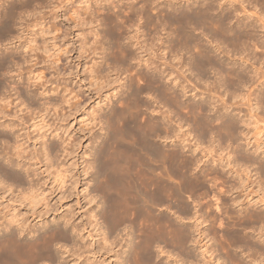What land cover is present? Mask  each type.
Masks as SVG:
<instances>
[{
  "label": "bare ground",
  "instance_id": "bare-ground-1",
  "mask_svg": "<svg viewBox=\"0 0 264 264\" xmlns=\"http://www.w3.org/2000/svg\"><path fill=\"white\" fill-rule=\"evenodd\" d=\"M105 1H107V0H105ZM147 1L149 3V0H147ZM150 1L154 2L155 0H150ZM191 1H193V0H191ZM204 1H207V0H204ZM246 1L247 0H208L207 2H205L203 4L201 3L202 5H198V6H196L197 4L195 3L196 7L195 6L183 7V6H181L180 2H178V0H166L165 2H166V5L171 7L172 11L175 10V12H179L180 15L185 17L182 19V16H180V17L178 16V18H177L176 17L177 15L174 13V16L176 15L175 17L178 20L180 18L181 24H182V25H179L178 24L179 21L174 18V20L176 21L175 24L176 25L178 24L177 27L182 26L181 27L182 28V34L180 33L181 31L180 32L178 31L183 36L182 41H181L180 35L177 33V36L179 35L178 37L180 38L179 40L181 41L180 42L178 40L180 42V43L178 42L179 43L178 45H180V44H182V42H184L183 38L186 37L187 34L188 35L190 34V33H188L189 30H187L188 28H190L188 25L189 24L192 25L193 23L196 24V26H198L200 24L199 26L202 27L203 31L206 28V30H207L205 32L206 34H207L208 30L210 29L209 26L214 24V23H217V22L219 24L218 25L214 24V25H216L218 27L220 25V27L224 31H227L226 30L227 28H225V26L228 25V23L233 18L232 16H234L233 20L236 21V19L238 18L237 20L239 21V23H238V21H237V23L240 24L243 28L246 27V29H247V27H250L253 31L254 30L253 27L255 28L256 25L260 22L262 24L263 29H264V19H263L264 17L262 16L264 13H262V14L258 13L260 11L253 12L254 10L252 9L253 7L250 6L251 5L250 2L249 1L246 2ZM250 1H252V0H250ZM260 1L261 0H259V3H261ZM197 2H199V1L197 0ZM248 2H249V4L245 5V3H248ZM192 3H194V2H192ZM235 3H238V5ZM149 4L147 5L148 7H149ZM178 4H180V6H178ZM262 4H261V6L259 4V6L262 7L263 6ZM89 6H90V4H89ZM145 6L143 7L144 9H145ZM101 7H102V5H101ZM247 7L248 8L252 7V8H250L251 12L248 10ZM88 8H86V9L89 10ZM143 8H141V9L143 11L146 10L145 12H148V13H146L148 15L150 12H152L151 10L147 11L148 10L147 7L145 10ZM257 8H258V6H257ZM8 9L9 8H7L6 10H8ZM13 10L15 11V9H13ZM13 10L9 9V13L7 11H4V12H7L8 15H5L6 14L5 13L2 16H10V18H12L11 20L15 21L16 20L15 18L16 17L18 18L19 16L15 17V15H13L14 16V19H13V16H11L13 13ZM159 10L160 11L162 10V13H161L162 15H163V13H165L166 15L168 14L167 12H163L164 11L163 8L159 9ZM260 10L264 11V9H261V8H260ZM10 12H12V13H10ZM89 13H91V11ZM250 14H251V17L253 14L254 15L255 14L256 15L261 14V17L259 16L257 18V16H258L257 15L255 18L257 20L254 21L255 19L251 20V17L249 16ZM91 15L94 16L93 13ZM144 15H142V16H144ZM148 15H146L147 16L146 18L149 20V23L150 24L156 23V25H157V22H153V21L156 20L157 18H158L157 19V21H158V20H160V18H161V20H164V17H166V18L169 17V16L167 17L166 15L165 16L163 15L164 17H161L160 15H158L157 17L154 16L156 19L154 17H152V18H150L152 20L150 22V19L148 17L151 16V13H150V16H148ZM198 15L200 16L199 17L200 20L198 19L199 21L192 20L193 16L198 17ZM59 16H60V12H58L56 14V18H58ZM235 17H236V19H235ZM143 18H145V17H143ZM153 18H154V20H153ZM249 18H250V20H249ZM1 19L2 18L0 17V20ZM8 19H9V17H8ZM8 19H5V21H7ZM108 19H109V21L110 20L113 21L112 17H111V19H110V17ZM137 19H138V17H137ZM147 19H146V21H147ZM11 20L9 19V21L6 22V24H2L1 23L2 20L0 21V24L4 25V26H0V38H1L0 41L3 40L2 38H4L5 42H7L6 36H8V37L10 36L9 38L12 39L11 38V36L13 37L12 32H14L15 29L13 27H10L11 26L10 24L13 23L12 26H14L15 22L10 23ZM140 20H142V19H140ZM160 21H158V24ZM165 21L160 22V24L162 23L161 26L164 25L163 23H165ZM3 22H4V20H3ZM166 22H169V20H167ZM144 23H146V22H144ZM111 24H110V26H111ZM154 24H152V25H154ZM167 24H169V23H167ZM230 24H231V22H230ZM236 24H234V25H236ZM165 25H166V23H165ZM216 26H213V27H216ZM229 26H227L228 29H229ZM43 27L44 26H42L41 28H43ZM177 27H176V29H178ZM195 27H193V29H195ZM200 27H199V29H200ZM12 28L14 29V31ZM44 28H46V27H44ZM191 28H190V30H191ZM221 28L219 30L216 28H214V29H216L220 33ZM230 28H231V30H234V29H232L231 26H230ZM233 28H234V26H233ZM236 28H237V26H236ZM238 28H239V26H238ZM250 28H248V29H250ZM258 28H257V30L259 31ZM48 29H49V27H48ZM214 29L211 28L210 29L211 32L209 30L208 35L210 33H212V35L215 37V35H217V34L215 33L216 30H214ZM239 29L241 30V27ZM239 29L234 30L235 33L236 32H237V34L240 33ZM97 30L96 31L94 30L96 33L93 32L94 36H96L98 33H100V32L97 33ZM178 30H180V28ZM212 30H214V32H212ZM257 30H256V32H257ZM24 31H25V28L23 29V31L20 34H18V38H19L18 40H20V42H21L20 47H22V50L24 48H28V49H24V51L27 50V51H25L26 53H22V51L20 50L21 48L19 50L17 49L18 50V51L16 50L17 52H15V49H13L14 50L13 53H10V52H12V50L9 51V53L11 54L9 56L10 59H9V57H7L8 51L6 53L4 52V54L6 56H4L3 53L2 54L0 53L1 54L0 55V59H1V61H0V227L3 226L4 227L3 229H5L3 233H0V264H77L78 261L76 262L77 259L74 257L76 254H79V257L76 256L77 258H81L82 256H84V260L86 261L85 264H106L105 263L106 260H104V259L98 260V257L96 258L97 254H102L101 252H103L101 257L103 255L112 254L114 252L113 255L117 256V258L114 257L116 259V263H114L115 260H113L114 262L111 261L114 264H264V150H263L264 149V131H257L258 129H256V131H254L252 133L253 135L250 133V131L249 132L247 131V133H243L246 140H248L250 138V136L252 139L255 138V140H256L254 143L255 146H253L254 149L251 148V149H253V152H250L249 151L250 149L247 150V148L245 149L247 151L243 150L244 148H242L243 147V146H241L242 144H239L237 142V140H238V134L237 133H239L240 131H239V129H236L237 125L239 124L238 122H237L238 123L237 124L236 121L240 120V118H237L235 115V117L237 118V120H235L236 118L234 116L228 114V115H226V119H224V116L222 114L221 116H219L221 119H219V117H218L219 120H222L220 122V125H218L217 123L215 125H212V124H214L213 120L212 119H211L212 121L210 120L212 122V124L210 123V121H208V119L210 118L208 116L209 112L212 110V109H210L211 105H214L211 103L210 105L207 106V107L210 106V108H208L209 112L206 111V109L204 107V111L208 112V114L205 113L208 117H206L204 115L206 117L205 118L206 120L204 123V125L206 126V127L204 126L206 128V130L204 129L205 130L204 132L209 134V133L215 131V128H217L219 130L222 129L224 131L228 129L230 131V133H228V135L230 134V136H231V142H228L229 140H227V138L225 137V135L228 137L227 133H223L224 131L223 132L221 131V133H223V135H222L223 139L222 140H224V138H226V141L228 142V144L218 142L219 144L216 143L217 145H213V144H215V143L211 144V142L213 140L210 141L209 143H207L209 141V138L212 139V137L209 136L208 139L206 138V140H208L207 142L203 140V144H202V140L200 138V140H201L200 143L203 145V147L200 148V143L197 142L199 140L198 137H200V135L199 136L197 135L198 137L197 136L196 137L198 138V140L195 141V142H197L196 147L199 146V151L202 152L201 154H203L204 152L206 153L205 156H204V154H203V156L202 155L198 156V154H196L198 152V151H196L198 148L192 149V145L189 144V142H191V141H189L187 144L185 142L186 137L189 135L190 136L192 135L191 134L192 131L190 132L188 130L189 128L188 129L186 128L188 132H185V129L181 130L180 128H183V127H181L182 123H181V126L178 125V124H180V122H178V124L176 123L177 125H175V122H176L175 120H177L176 119L177 115L175 114L177 111L175 112V109L179 110V108H177L179 106H177L175 109L172 107L173 110H171L170 105H172V104H170V103L172 101L177 102L176 104L179 103L180 109L183 110L182 105H183L184 101L182 100L183 98L181 99V97L177 94L176 89L180 90V92L182 89V90H184V91H182V93L185 92V88L187 86L184 83H186V81H187V79H186L187 78L186 76L188 75L187 70L189 69V72H190L192 70H195L196 68L192 69L191 66H188L191 68V70L188 67H187V70H185V67L188 64V61L185 59H188L189 57L188 58L186 57L184 59L182 57L183 54L180 55L174 50H179L178 52H182V49L185 50V49H187V47H188V49L192 48V47H194L193 45L191 47L189 45L190 43L186 42L187 44H186L185 48H183V46L185 45L184 44L183 46L181 45L182 48H180V47L178 48L176 46L177 49H175V45H176L175 40H177V39H175V40L172 39V40H174L173 42H175L173 45L174 47L172 48L170 46L173 44L172 40L170 42L172 44L169 43L170 45L169 44H167V45L170 46L169 48L173 49V50L172 49H170V50L177 53V55H180L181 58L176 56V54L172 52L175 55V56H173L171 51H170L171 56L168 54L170 57L169 56L168 57H162L161 56L160 61L152 62L154 64L151 67L154 66V68H153L154 70H152L153 72H152L151 77H150L151 81L149 79V82L152 83V90L153 91L151 90V88H148L147 90L152 91V94L155 95L154 99H153L155 102L154 103L155 108H153L154 110L152 109V111H155L156 114L154 116L151 131H150V133H148V137L145 136L146 137L145 138L144 136H142L143 139L145 138L143 140L142 137L139 136V132H138V122L139 121H137V113L134 112V110L133 111L127 110L126 112L125 111L121 112V111H117L115 109H110L109 112H107V111H105L107 113L104 112L105 113L104 114V120L106 119L105 121L102 120L101 115H98L99 118L94 117L97 119H95L93 122L98 121L100 123L101 121H104V124L107 127L109 124L110 127L106 129L107 131H105V133L103 132L104 133L103 139L101 138V143L97 144L99 146L97 148H95V147L93 148L94 144H91V146L90 145L88 146V143H85L86 139H87V142H89V140H90L89 144L91 143L92 139L95 141V137L93 136L94 132H93L92 128L89 129L88 131L86 130L89 133L88 136H87L86 131H84L85 129L83 130L82 128H80V130L82 129L83 131H79V132L77 131V132H75L77 134H75L71 128L72 127V122H71L72 120L71 119L74 118L76 120V116L79 113L80 107L82 105V102H80L79 100H76V98L78 97L77 95H79L82 91H79L80 93L79 94L77 93V95L71 96L70 94H72L74 92L73 90L70 91L71 93H67V92L65 93V91H68L67 88H65V90H59L60 84L58 82H57V84H55L57 81V77L55 76V74L56 73L60 74V71L56 69V65H55L57 61H48V62L45 61L44 62L43 60H40L38 53L35 52V51H37V49H39V46L37 44L33 43L36 41V37L30 38L31 36H29V35L32 33L26 32L27 30L25 32ZM44 31L45 30L43 29L42 32H44ZM114 31H116V29H114ZM117 31H118V29H117ZM193 31H196V30H193ZM241 31H243V30H241ZM110 32H113V29H112V31L110 30ZM232 32L233 31H230L229 33L231 34ZM247 32L249 33V30H247ZM247 32L244 35H246ZM191 33H193L192 36L195 35L194 32L191 31ZM226 33H225V35H226ZM229 33H227V35H226L227 39H229V37L231 36ZM235 33H234V36L232 33L233 38L236 36ZM242 33H240L241 36H242ZM260 33L258 32V35ZM13 34H16V33H13ZM49 34H50V32H49ZM223 34H224V32H223ZM228 34H229V36H228ZM253 34H255V30L250 35H252V37H253ZM203 35H204V33H203ZM220 35H218L219 37L217 36L215 38H217V39L221 38L222 39V36L220 37ZM244 35H243V38L245 37ZM250 35L248 34V38H247L249 41L253 40L255 35H257V34L254 35L253 39L251 37H249ZM98 36L101 37L100 35H98ZM177 36H175V38ZM207 36H205V37H207ZM210 36H211V34H210ZM210 36H208V37H210ZM213 36H211V39H210L211 43H212V37ZM14 37L16 38L17 35H14ZM246 37H247V35H246ZM258 37H260V36H258ZM258 37H255V38L257 39ZM261 37H262V35H261ZM9 38H8V41L10 40ZM173 38H174V35H173ZM186 38H188V40L190 39V37H186ZM194 38H196V37H194ZM224 38H225V40H227L226 37H224ZM231 38L229 39L230 42H234V44H235V41H231L233 39V38L232 39ZM235 38L237 40V37H235ZM235 38H234V40H235ZM238 38L240 39L239 35H238ZM262 38H264V35ZM116 39L120 40L118 38H116ZM164 40H166V39H164ZM184 40H185V38H184ZM260 40H261V38H260ZM14 41H16V40H14ZM203 41H202V43H201V41L200 42L197 41V42L204 46V47H202L201 45H199V47L201 46V48L205 49L206 46L204 45ZM219 41L222 42L223 40L222 41L217 40V43ZM259 41H256V42H259ZM2 42H4V40ZM214 42H216V41H214ZM230 42L228 41L229 44H230ZM242 42H243V40H242ZM28 43H30V45ZM122 43H124V42H122ZM217 43L215 45H217ZM219 43H218V45H219ZM222 43L220 45H222ZM228 43L226 42L225 44L227 45ZM239 43L237 44V46L239 45ZM253 43H254V41H253ZM116 44L118 46H120L119 42H117ZM229 44H228V46H229ZM234 44L232 46H234ZM247 44H249V43L247 42L246 45ZM259 44H260V42H259ZM1 45H4V44H1ZM167 45H165V47ZM187 45H189L190 47ZM220 45H219V47H220ZM244 45H245V43H243V46ZM168 46H167V50H168ZM223 46H225V45L223 44ZM228 46H226V47H228ZM254 46H256V45H254ZM16 47H18V46H16ZM121 47H123V46H121ZM199 47H197V48H199ZM43 48H44L45 52L49 51L47 46H43ZM159 48H164V47H159ZM222 48L224 49V47H222ZM251 48H254V47H251ZM123 49H125V48L123 47ZM188 49H187V51H188ZM223 49H221L220 53L223 52ZM244 49H245V47H244ZM125 50L128 51V49H125ZM125 50L123 51L120 49V51L122 53L123 52L127 53V51H125ZM161 50H163V49H161ZM192 50H193V48H192ZM199 50H197V51L202 52V49H201V51H199ZM241 50L243 52L242 48H241ZM120 51L118 50V53H120V55H121L122 53ZM165 51L166 50H164V52ZM1 52H2V50H1ZM129 52H132V50ZM225 52H227V51H224L223 53H225ZM253 52H254V50H253ZM126 53H125V55H126ZM210 53H212V52H210ZM128 54L130 55L129 57L131 59L133 57L132 56L133 54L132 55H131V53H128ZM163 54H165V53H163ZM184 54H185V52H184ZM187 54H188V52L186 53V55ZM196 54H197V52H196ZM225 54H227V53H225ZM253 54H256V53H253ZM123 55H124V53H123ZM125 55L122 57L126 58L127 55L126 56ZM200 55H202V54H200ZM205 55H204V58H205ZM231 55L234 56L233 54H231ZM104 56L107 57L106 54L103 55V57ZM196 56H195V58H196ZM206 56H208V55H206ZM217 56L219 59L220 54L218 55V53H217ZM228 56L230 57V55H228ZM243 56H244V54H243ZM5 57H6V59L7 58L9 59V60L7 59L8 60L7 62L4 61ZM211 57H213V55L212 56L210 55V57H208V58L211 60L212 59ZM244 57H246V56H244ZM251 57H253V55ZM251 57H250V59H251ZM256 57H257V54H256ZM259 57H261V56H259ZM107 58H109V56ZM191 58H193V60H194V56H192ZM67 59L71 62H73V60H74V58L72 56L67 57ZM79 59H80V56H79ZM197 59H199V57H197ZM201 59L203 60L204 63H202V64H204V65H201V64L199 65V63H197L199 65L198 66L199 68H197V69H200L199 70L200 72L197 70L196 71L198 72V75H199V73H201V74H203L201 76H205V74L207 75V73H209L210 71L208 72L206 70L207 65H206L203 57ZM207 59H205V60H207ZM215 59H217V58H215ZM223 59H224V57H222V59H220V60L223 61ZM193 60H191V61H193ZM208 60H207V62H208ZM226 60L227 59H225V61ZM246 60H247V57H246ZM196 61L198 62V60H196ZM225 61L223 62L224 64L227 63ZM232 61L233 60H231L230 63ZM11 62H12V64L10 65ZM248 62H250V61H248ZM259 62H261V61H259ZM259 62L257 61L256 63H259ZM94 63H93L94 65H97V62H94ZM210 63H211V61H210ZM223 63H221L222 66H224ZM190 64H193V63L190 62ZM197 64L195 66H197ZM227 64H229V63H227ZM233 64H235V63H233ZM74 65H75V67L78 68L80 66V62L79 61L74 62ZM246 65H249V64H246ZM210 66H211V64H210ZM234 66L235 65H233L232 67H234ZM251 66H249V69ZM42 67L55 69L56 71H54V73L51 72L50 73L51 75L48 78L47 75H45V73H44L45 71L43 72V70H40V68L43 69ZM98 67L99 66H97V67L95 66L96 69L92 70V73L95 72V74H96L95 77L97 78L95 81V84H96L95 88L92 91H93V94L95 91V94L99 99V101L95 102L97 105L94 104V105H96V107L98 106L97 108H94V111H93L94 114L98 113L99 111H102L101 109L103 107H99V106L101 105L100 103L103 100V94H105V93H103V92H105L104 89L106 88V86L108 84V82H107V84H105L106 80H104V79L106 77L104 75V71L103 72L101 71L102 67L101 66H100L101 68L99 67L100 70L98 69ZM148 67H150V66H148ZM224 67L222 68L223 72H225V70H226V68H224ZM232 67L230 65L231 70L234 71V69H232ZM260 67H258L257 69L259 70ZM235 68H236V66H235ZM5 69L6 70L8 69L7 72H4ZM242 70H243V66L241 68V71ZM196 71L194 72V74L196 73ZM245 71H243V72H245ZM247 71H246V73H247ZM257 71L256 72L253 71L254 74L252 73L254 76L256 75V77L258 75V74H255V73H257ZM229 72H231V71H229ZM242 73L240 72V74H236V75L237 76L240 75L239 76V78H240ZM190 74H189V76H191ZM243 74H242V77L243 76L245 77L246 74H244V75ZM236 75L234 76V79L238 81L239 79ZM195 76H196V74H195ZM222 76L225 77L226 74H224ZM222 76H221V79H222ZM247 76L250 77V80H254V79L256 80V78H254V77H253L254 79L253 78L251 79V77H252L251 73H250V75H247ZM247 76L245 77L246 79L245 78H240V79L248 80L249 77L247 79ZM261 76H263V75H260L259 77H261ZM16 77L18 79H16ZM189 78L191 79L192 77H188V80H189ZM207 78H206V81L209 80ZM216 78H217V76H216ZM225 78H224V82L227 79V78L226 79ZM217 79H219V78H217ZM221 79H219V81ZM229 79H230V76L228 77V80ZM116 80H118V79H116ZM219 81H217V82H219ZM73 82H77V81H73ZM118 82H120V81H118ZM174 82H175V85H174ZM190 82H191L190 80L187 81L188 84ZM220 82L223 83L222 81H220ZM242 82L244 83V81H242ZM247 82L252 83V81H247ZM253 82H256V81H253ZM202 83H200V84H202ZM245 83H246V81H245ZM248 83L246 84L247 86H248ZM195 84H197V83L191 84V86L195 85ZM239 84H242V83H239ZM239 84L237 85V83H236L235 85H233L234 88L236 85L240 86ZM224 85L227 88L228 82ZM224 85H223V87H224ZM230 85H229V87H231ZM243 85H245V84H243ZM67 86H68V84L65 85V87H67ZM176 86H178V87L175 88ZM220 86H222V85H220ZM82 87H84V86L82 85L81 88ZM180 87H181V89H179ZM192 87H194V86H192ZM196 88H198V85ZM211 88H212V86H211ZM245 88H247V87H245ZM193 89L191 88L190 91H192ZM204 89H206V88H204ZM225 89H223V90H225ZM249 89L247 91H249ZM261 89H262V91L264 90L263 88H261ZM200 90H201V88H200ZM232 90H233V88H232ZM245 90H244V92H245ZM133 91L134 90H132V92ZM136 91H137V89H136ZM150 91H148V92H150ZM252 91H254L253 88H252ZM132 92L129 94L130 96H131ZM134 93L136 95V92H134ZM232 93H231V95H232ZM152 94H151V96H152ZM234 94L235 93H233V96H235ZM250 94H252V92ZM135 95H134V97L133 96L132 97L136 98L137 95L136 96ZM236 95L240 96V94H236ZM253 95H250L248 97L253 96L255 104H250L252 102V98H249L250 102L245 101L247 104L248 103L250 104L248 110L250 109L251 114L244 119L241 116L242 117L241 121H242V123L243 122L246 123L247 126L248 125L251 126V124H253V125H255L254 127L257 128L256 124H260L262 122V120H260V119L263 117L259 113L258 114L260 116L257 113L255 114V112L258 111L259 106H261V105H259L257 108L255 107L261 101L260 100L261 94L256 95L255 93H253ZM140 96L138 94V98H136L135 100L138 101V99H139V101H140V98H139ZM107 97H108V94L106 95V98ZM87 98H88V100L89 99L91 100L94 98V95L88 94ZM214 98H215V95H214ZM214 98H213V100H214ZM222 98H221V100H222ZM242 98H244V97H242ZM246 98H247V96H245V99ZM262 98H264V97H262ZM141 99H142V97H141ZM245 99H242V100L244 101ZM200 100H202V99H200ZM247 100H248V98H247ZM150 101L152 102V100H150ZM224 101H223V103L226 104V102L228 100L225 102ZM140 102H143V100ZM202 102H204V101H202ZM231 102H233V101H231ZM223 103H221L220 105H222ZM241 103H243V102H241ZM64 104L68 105V108H65V107H67V105L64 106V108H65L64 110L67 109L65 112L62 110V107ZM138 104H140V103L138 102ZM141 104H140V107L144 105V104L143 105H141ZM227 104H229V103H227ZM227 104L225 106H227ZM132 105H134V104H132ZM205 105H207V104L205 103ZM263 105H264V102H263ZM149 107H150V105H149ZM199 107H201V106L199 105ZM216 107H218V106H216ZM230 107H233V106H230ZM134 108H135V105H134ZM255 108H256V110H255ZM261 108H262V106H261ZM198 109H199V111L203 110V108L201 110H200V108H198ZM214 109L215 108L213 107V111H214ZM216 109H218V108H216ZM60 110L62 111V113L60 112ZM85 110H87V109H85ZM248 110H247V112H248ZM90 111H88V113L91 114ZM173 111H174V113H173ZM233 111H235V110H233ZM200 113H202L201 115H203V111ZM260 113H262V111ZM87 114H85V115H87ZM184 114L187 115L186 112H184ZM231 114H232V112H231ZM186 115H184V117ZM233 115H234V113H233ZM263 115H264V113H263ZM204 116H202V117H204ZM210 116H211V114H210ZM246 116H247V114H246ZM198 117H197V119L194 118V119H196L195 123L197 122L196 125L199 123V121L202 118L201 117L200 120L197 121ZM238 117H239V115H238ZM90 118H92V117H90ZM181 119L183 121L186 118L183 119V117H182ZM61 121H66L67 123L64 122V124H63ZM178 121H180V119H178ZM186 121L188 122V119H186ZM192 121H194V120H192ZM105 122H107L108 124H106ZM186 123H184V124H186ZM193 123H189V124H193ZM96 124H98V123H96ZM117 124H118V126H117ZM141 125L143 126V124H140L139 126H141ZM186 125H188V124H186ZM97 126H100V125H97ZM202 126H203V124H202ZM95 127H96V125H95ZM197 128H199L198 125H197ZM197 128H196V130H197ZM144 129H145V131L147 130L146 128H144ZM144 129H143V131H144ZM194 129H195V127H194ZM201 129H203V128H201ZM180 130L184 131V133L181 132ZM236 130H238V131H236ZM101 131H104V130L102 129ZM145 131H144V133H145ZM180 132L182 133L181 134L182 136L179 135ZM217 132L218 131H216V133H213V134H217ZM145 134H147V131ZM218 134H220V132ZM204 135H205V133H204ZM213 136H215V138L213 137L215 140L216 135H213ZM203 137H205V136H203ZM96 138L100 140V138H98V136ZM187 138H191V137H187ZM197 138H191V140L197 139ZM126 139H128L127 142H129V141H131V142H129L128 144H125ZM175 141H177V143L180 141H183L180 143H182V145H184L183 146L184 150H185V148H187L186 150H188L189 153L191 152V154H189L188 156L182 157L184 152L181 153L182 152L181 151L180 153L182 155H180L181 156L180 157L178 154L179 152L177 150H175V148H171V143H173ZM164 142H166V143H164ZM195 142H194V144H195ZM84 143L87 145H84ZM92 143H94V142H92ZM177 143L176 142L173 143L174 146ZM205 143H207V144H205ZM235 143H236V146H234ZM178 145H179V143H178ZM84 147H85V150L83 152L82 149H84ZM89 148H92V150L90 151ZM88 150L90 151V153H88ZM180 150H183V149H180ZM81 151H82V153H81ZM210 154L212 156V157L210 156L211 159H209V160L205 159L204 160V158ZM85 155H88V156L92 155L93 159H91V160H93V162L86 161ZM90 158H92V157H90ZM95 163H96V165H94ZM218 166H221V167L218 168ZM193 167L195 169H199V172L201 171V175L199 173L196 174V172L198 170L196 172L194 171L195 173H193L192 172ZM78 168L81 169L80 172H78ZM198 175H200V176H198ZM82 176H83V179L86 178V176L89 177L88 180L85 179V180H87V183H84L85 185L89 183L90 178H92L90 180L95 181V183L97 182V185L94 186L92 189L87 190L90 187V185L83 188V189L87 190L86 192L83 191V193L85 192L84 197L87 200V204L88 203L90 204L91 202L93 203L94 201H96V198H99L101 196L100 197L101 198L100 199L101 206H100V204L96 205L100 208L98 210L99 212H96L93 208V210H91L89 212L90 213L89 217L92 218V221L89 217H88V219L91 222H89V220H87L88 224L90 223L91 226L93 225L95 230H96V227L97 228L100 226L104 227V225H106V231H104V230L101 231V234H103L102 239H103L104 243L101 247H99V250H96V251L94 248L87 247L85 243L83 245V242L82 243L80 242L81 240H84L83 239L84 235L82 233L83 232L82 230L85 231V229H84L85 226L82 225L84 228L81 229L80 226H78V224L76 225V223H75L76 221L75 222L73 221V217L75 218V216H74L75 212H73L72 209L70 210V213H65L63 215H60L57 218L53 217L54 219L51 222L56 223L58 225L57 227L52 228L53 230H51L50 232L46 233L43 236H40V234H39V236H38V234H36L37 236H35V232H37V229H35V228L37 227V225H39L40 223H46L47 224L48 220H49V219H47V216H49L50 213L55 211L57 204H60L61 200H63V197H61V195L64 196L65 193L68 192L67 193L68 197H71V195L74 194L75 192L78 193L76 191L77 187L79 186V184L81 182L85 181V180H83V181L80 180ZM66 177H67V181L65 179ZM62 182L64 185H61ZM192 183H193V185L195 184L194 186L197 189H204L205 190L204 191L205 195H204L203 199L199 200L200 199L199 197H198L199 199H197L196 195L194 194L195 192L192 193V189H194L193 187H190V186H192ZM189 187L192 189H188ZM15 190L18 191V193H16V195L18 194L17 200L20 201L22 204H24L25 208H27L25 212L17 209V207L19 205H17V207H15L14 205H13L14 206L13 207L11 205V201L13 202V200L16 199V198H14L16 195H12L13 192H15ZM187 190H189V192H190L189 194L192 193L191 194L192 196L194 194L196 199H197V200L193 199L192 204L194 202L196 203V205H194L193 207H191L189 204L184 202L183 198H184ZM80 192H82V190ZM7 193H9V194L5 195ZM58 195H60V196H58ZM77 196H79V194ZM59 197H61L62 199L60 198L61 200H59L58 199ZM195 197H193V198H195ZM208 197H210V199ZM85 198H83V199H85ZM212 198H214L215 203L210 201ZM3 199H5L6 202L7 201L8 202L5 203V201ZM57 199L59 200V203H58ZM64 199H66L65 196H64ZM18 201H16V202H18ZM14 202H15V200H14ZM14 202H13V204H14ZM157 203L161 204L160 206L163 205L164 209H167V210L169 209V211L170 210L173 211L172 206L180 205L182 207V210H180L181 209L180 208L178 210L179 211L178 213H179V215H181L180 214V212H181L182 215L178 216L176 214L177 212L176 213L174 212L177 215V217L175 215H173V216H175V218L174 217L172 218V216L171 217L169 216L170 214L166 215L165 211H164L165 213L163 211H161L160 213L153 215L154 210H152V209H153V206L158 205ZM211 203H213V204H211ZM22 204H21V206H22ZM95 209H98V208L96 207ZM157 209H156V211H157ZM53 214H55V213H53ZM98 215H101V217L104 218V221L106 224L102 225V222H101L100 223L101 225L100 224L98 225V222H100L98 220L99 218H97V217H100ZM36 219H38L37 223L34 222ZM127 221H129V223H126ZM80 225H81V223H80ZM102 229H105V227ZM118 230L120 232H117ZM89 231L90 232L87 231L88 234L91 233V230H89ZM122 231L125 233H123ZM92 233H93V231H92ZM29 235H31L32 238H29L28 237ZM89 237H91V236H89ZM169 246H171V247L177 246L179 249H177V247L175 249H177V251L180 250L178 252L182 253L183 256L182 257H179V255L176 256L175 254H178V253H174L173 251L175 249L173 248L174 250H171V248H169ZM116 247H118V248L116 249ZM154 247L157 249L158 254H155V251L153 249ZM175 252H176V250H175ZM92 257H93V259H92ZM111 259H112V257H111ZM109 260L107 261V263L109 262Z\"/></svg>",
  "mask_w": 264,
  "mask_h": 264
},
{
  "label": "rangeland",
  "instance_id": "rangeland-1",
  "mask_svg": "<svg viewBox=\"0 0 264 264\" xmlns=\"http://www.w3.org/2000/svg\"><path fill=\"white\" fill-rule=\"evenodd\" d=\"M88 1V2H87ZM166 0H155L154 2L153 1H150L149 0V3L151 4H149L148 3V1L147 0H107V1H105V0H0V17L2 18L0 21H1V23L2 24H6V22H8L9 21V19L11 20L12 18H10V16H2V15H4L5 13V15H8L7 14V12L9 13V9L10 10H13V9H15V11L13 10V13L12 12H10V13H12V15L11 16H13V15H15V17L16 16H19L18 18L16 17L15 19V21L14 20H11V22L10 23H12V22H15V24H14V26H12L13 25V23L12 24H10L11 26L10 27H13L14 29H15V31H14V29H13V31L14 32H12V35H13V37L11 36V38L13 39H10L8 36H6V39H7V42H5V39L4 38H2L3 40H4V42H2V41H0V43L1 44H4V45H1L0 44V49L2 50V52H1V50H0V53L2 54H4V52L6 53L7 51V57H9L11 54L10 53H13L14 52V50L13 49H15V52H17L20 48V50L22 51V53H26L25 51H27V50H25L24 51V49H28V48H24L23 50H22V47H20V44H21V42H20V40H18L19 38H18V34H20L22 31H23V29L25 28V31L26 32H30V33H32V34H30L29 36H31L30 38H35L36 37V41L35 42H33L34 44H37L38 46H39V49H37V51H35V52H37L38 53V56H39V58H40V60H43L44 62L45 61H57L56 62V69L57 70H59L60 71V74H58V73H56L55 74V76L57 77V81H56V83L55 84H57V82L60 84V86H59V90H65V88H67L68 89V91H65V93L67 92V93H71L70 91L71 90H73L74 92L72 93V94H70L71 96H74V95H77V93L79 94L80 92L79 91H82L79 95H77L78 97L76 98V100H79L80 102H82V105L84 106H82L81 105V107H80V111H79V113L77 114V116H76V120L74 119H71L72 121V130L74 131V133L75 132H79V131H83L84 129V131H88L89 129H93V132H94V134H93V136L95 137V141L92 139L91 140V143L89 144V142H90V140H89V142H87V139H86V141H85V143H88V146L90 145L91 146V144H94L93 145V148L95 147V148H97L99 145H97V144H100L101 143V138L103 139V136H104V133H105V131H107L106 129L107 128H109L110 126H109V124L107 123V122H105L106 124H108V127L104 124V121L106 120H104V114L105 113H107V112H109V110L110 109H115V110H117V111H121V112H123V111H127V110H130V111H133L134 110V112H136L137 113V121H139L138 122V132H139V136L140 137H142V136H146V137H148V133H150V131H151V128H152V124H153V120H154V116H155V114H156V112L155 111H152V109L153 108H155V102H154V96L155 95H153L152 94V83L151 82H149V79H150V81H151V74H152V70H154L153 68H154V66L153 67H151L154 63H152V62H155V61H160V58H161V56L162 57H168L172 52L173 53H175L174 51H176L178 54H183V58L185 59L186 57L188 58V59H185V60H187L188 61V64H187V66L185 67V70H187V67L188 66H191L192 67V69H195V70H192V71H190L189 72V69L187 70L188 72H187V81H191L190 83L191 84H194V83H197V84H195V85H192V86H194V87H192L191 86V84L189 85L188 83H187V81H186V83H184V84H186V88H185V92H183L182 93V91H184V90H182L181 89V87L179 88V89H181V92H180V90H178V89H176L177 90V94L181 97V99L184 101V103H183V105H182V108H183V110L182 109H180V104L178 103V104H176L177 102H171L170 104H172V105H170V109L171 110H173V108L175 109L177 106H179V107H177V108H179V110L178 109H175V114L177 115V117H176V119L177 120H175L176 122H175V125H177L178 124V122H180V124H178V125H180L181 126V123H182V126L181 127H183V128H180L181 130H183V129H185V132H188L187 131V129L191 132V136L189 135V136H187V137H191V138H197L199 135H200V137H198L199 138V140H200V138H201V140H202V144H203V140L204 141H208V140H206V138L208 139V137L210 136V137H212V139L211 138H209V141L207 142V143H209L210 141H212L211 142V144L212 143H215V144H213V145H217L216 143H218V142H221V143H227L228 144V142H231V136H230V134L228 135V133H230V131L227 129V130H222V129H217V128H215V131H213V132H211V133H209V134H207L206 132H204L205 130H206V126L204 125V123H205V118L206 117H210L209 119H208V121H210L211 119L213 120V123L214 124H212V120L210 121V123L212 124V125H215L216 123L218 124V125H220V122L222 121V120H219V119H221L219 116H221L222 114H223V116H224V119H226V115H232V116H234L235 117V115H236V117L237 118H240V120H237V118L235 119V120H237L236 121V123L238 124L237 125V128L236 129H239V133H237L238 134V140H237V142L239 143V144H242L241 146H243L242 148H244L243 150H245L246 148H247V150H249L250 152H253V146H255L254 145V143H255V138L254 139H252L251 138V136H250V138L248 139V140H246V138L244 137V135H243V133H247V131L249 132L250 131V133L252 134L254 131H256V129H258L257 131H264V115H263V113H264V105H263V102H264V98H262V97H264V90L262 91V89L261 88H263L264 89V38H262L263 37V35H264V29H263V27H262V24L259 22L257 25H256V27L259 29V31L257 30V28L255 27H253V29L255 30V34H257V35H255V34H253V37H254V35H255V37H258V36H260V37H258L257 39L254 37V39H253V37H252V35H250V34H252V32H254V30L252 31V29L250 28V27H247V29H246V27H242L240 24H238L239 23V21L236 19V17H235V19H236V21L235 20H233L234 19V16H232L233 18H232V20L230 21L231 22V24H230V22L228 23V25L227 26H231L232 27V29H234V30H236V29H239L240 27H241V30H243V31H241L240 29H239V31H240V33H242V36H241V34L240 33H238L237 34V32L235 33V31L234 30H231V28H230V26H229V29H228V27L227 26H225V28H227L226 30L227 31H224L221 27H220V25H219V27L218 26H216V25H218L219 23L217 22V23H214V24H216V25H214V24H212V25H210L209 27H210V29L212 28V29H214V28H216V29H220L221 28V30H220V33L216 30V29H214V30H216L215 31V33L217 34V35H215V37H217L218 35H220L221 33L223 34V32H224V34L222 35H220V37L222 36V39L220 38V39H217V38H215L213 35H212V33H210L211 34V36H213L212 37V43H211V36H210V34L208 35V33H209V30H208V32H207V34L205 33L207 30H206V28L204 29V31H203V29H202V27H200L198 24V26L200 27V29H199V27L198 26H196V24H189L188 26L191 28V30H190V28H188L187 30H189V32L188 33H190L188 36L186 35V37H190V39L188 40V38H186V37H184L185 38V40H184V38H183V41L184 42H182V44H180V45H178L181 41H182V26H180V27H177L178 26V24L179 25H182L181 24V20H180V18H179V20L177 19L178 18V16L180 17V16H182V15H180L179 14V12H175V10H173L172 11V9H171V7H169L168 5H166V2H165ZM199 2H197V0H193V1H191V0H178V2H180V4H181V6H183V7H187V6H195L196 4V6H198V5H202L203 3H205V2H207V1H202V0H198ZM202 1V2H201ZM247 1H249L250 2V6H252V7H250V8H252L253 10V12H255V11H260V12H258V13H264V11H262V10H260V8L261 9H264V0H261L260 2L261 3H259V0H252V1H250V0H247ZM246 1V2H247ZM115 2V3H114ZM165 2V3H164ZM192 2H194V3H192ZM249 2L248 3H245V5H248L249 4ZM254 2V3H253ZM88 3V4H87ZM113 3V4H112ZM147 3V4H146ZM185 3V4H184ZM192 3V4H191ZM196 3V4H195ZM202 3V4H201ZM253 3V4H252ZM263 3V4H262ZM87 4V5H86ZM89 4H90V6H89ZM118 4V5H117ZM149 4V7L147 6ZM180 4H178V6H180ZM188 4V5H187ZM235 4H237L238 5V3H235ZM259 4H260V6H261V4L263 5L262 7H260L259 6ZM57 5V6H56ZM101 5H102V7H101ZM116 5V6H115ZM146 5V6H145ZM186 5V6H185ZM255 5V6H254ZM21 8H20V7ZM89 8H88V7ZM145 6V9H146V7L148 8V10L147 11H152V12H150L151 13V16H150V13H149V15L148 14H146V13H148V12H145L146 10L143 8ZM152 6V7H151ZM195 6V7H196ZM229 6V5H228ZM257 6H258V8H257ZM151 7V8H150ZM159 7V8H158ZM7 8H9L8 10H6ZM86 8H88L89 10H87ZM104 8V9H103ZM141 8H143L145 11H143ZM163 8V12H167L168 14L166 15L165 13H163V15L165 16H169L168 18H166V17H164L161 13H162V10L160 11L159 9H162ZM165 8V9H164ZM248 8V7H247ZM250 8H248V10L251 12V9ZM135 11H134V10ZM138 9V10H137ZM258 9V10H257ZM60 10V11H59ZM166 10V11H165ZM4 11H7V12H4ZM91 11V13H89ZM137 11V12H136ZM262 11V12H261ZM3 12V13H2ZM58 12H60V16L58 17V18H56V14L58 13ZM98 12V13H97ZM159 12V13H158ZM2 13V14H1ZM94 14V16H92L91 14ZM156 15H155V14ZM174 13L177 15H175L174 16ZM109 14V15H108ZM145 14V15H144ZM252 14V13H251ZM251 14L249 15L250 17H251ZM261 14H253L252 15V17H251V20L253 19H255L256 18V16H257V18L260 16L261 17ZM142 15H144V16H142ZM146 15H148V16H150V17H148L149 19L150 18H152V17H157L158 15H160L161 17H164V20H161V18H160V20L162 21V22H164L165 20L167 21V20H169V22H166L165 21V23H166V25H165V23H163L164 25H162L161 26V24H160V20H158V21H160L159 22V24H158V21H157V19L156 20H154V18H153V22H157V25H156V23L154 24V23H149V20L146 18L147 16ZM153 15V16H152ZM134 16V17H133ZM159 16V17H160ZM255 16V17H254ZM263 17H264V14L262 15ZM4 17V18H3ZM7 17V18H6ZM8 17H9V19H8ZM110 17V19H111V17H112V20L113 21H109V18ZM137 17H138V19H137ZM143 17H145V18H143ZM200 16L198 15V17H196V16H193V19L192 20H196V21H199L200 20V18H199ZM166 18V19H165ZM174 18L175 19H177L179 22H178V24L176 25L175 23H176V21L174 20ZM183 18H185L184 16H182V19ZM5 19H8L7 21H5ZM13 19H14V16H13ZM140 19H142V20H140ZM146 19H147V21H146ZM163 19V18H162ZM199 19V20H198ZM264 19V18H263ZM3 20H4V22H3ZM145 20V21H144ZM249 20H250V18H249ZM257 19H255L254 21H256ZM152 20L150 19V22H151ZM237 21H238V23H237ZM112 24H111V23ZM144 22H146V23H144ZM138 23V24H137ZM144 23V24H143ZM148 23V24H147ZM167 23H169V24H167ZM237 23V24H236ZM110 24H111V26H110ZM152 24H154V25H152ZM234 24H236V25H234ZM261 24V25H260ZM259 25V26H258ZM0 26H4V25H1L0 24ZM42 26H44V27H46V28H41ZM157 26V27H156ZM159 26V27H158ZM161 26V27H160ZM202 26V25H201ZM213 26H216V27H213ZM233 26H234V28H233ZM236 26H237V28H236ZM238 26H239V28H238ZM261 26V27H260ZM48 27H49V29H48ZM163 27V28H162ZM176 27L179 29L180 28V30H178V29H176ZM193 27H195V29H193ZM165 28V29H164ZM175 28V29H174ZM243 28V29H242ZM248 28H250V29H248ZM262 30H261V29ZM45 30L44 32H42V30ZM98 29V30H97ZM112 31V29H113V32H110V30ZM114 29H116V31H114ZM117 29H118V31H117ZM149 29V30H148ZM162 29V30H161ZM199 29V30H198ZM51 30V31H50ZM97 30V33L98 32H100V33H98L96 36H94V34H93V32L94 33H96L95 31ZM158 30V31H157ZM174 30V31H173ZM193 30H196V31H193ZM202 30V31H201ZM214 30H212V32H214ZM246 30V31H245ZM247 30H249V33L247 32ZM256 30H257V32H256ZM261 30V31H260ZM24 31V32H25ZM48 31V32H47ZM173 31V32H172ZM176 31V32H175ZM181 33H179V32ZM191 31L192 32H194L195 33V35H193L192 36V34L193 33H191ZM201 31V32H200ZM222 31V32H221ZM230 31H233L232 33H233V36H234V33H235V37H237V40H236V38H235V40H234V38H233V36H232V33L230 34L229 32ZM238 31V30H237ZM245 31V32H244ZM19 32V33H18ZM42 32V33H41ZM49 32H50V34H49ZM115 32V33H114ZM200 32V33H199ZM210 32H211V30H210ZM219 34H218V33ZM229 33L231 36L229 37V39L231 38L232 40L231 41H235V44H234V42H230V40L229 39H227V33ZM247 32V37H246V35H244L245 33ZM258 32L260 33L259 35H258ZM13 33H16V34H13ZM173 33V34H172ZM175 33V34H174ZM177 33L180 35V38H181V41L179 40L180 38L177 36ZM203 33H204V35H203ZM225 33H226V35H225ZM110 34V35H109ZM159 34V35H158ZM172 34V35H171ZM214 34V33H213ZM229 34H228V36H229ZM248 34L250 35L249 37H251L253 40H248L247 38H248ZM14 35H17V39L14 37ZM98 35H100L101 37H99ZM171 35V36H170ZM173 35H174V38H173ZM202 35V36H201ZM210 36V37H208V36ZM225 35V36H224ZM238 35H239V37H240V39L238 38ZM243 35L245 36L244 38H243ZM261 35H262V37H261ZM175 36H177L176 38H175ZM205 36H207V37H204ZM96 37V38H95ZM172 37V38H171ZM192 37V38H191ZM194 37H196V38H194ZM202 37V38H201ZM219 37V36H218ZM224 37H226V39L230 42V44L228 43V41L227 40H225V38ZM242 37V38H241ZM8 38L10 39L9 41H8ZM15 38V39H14ZM116 38H118V39H120V40H117ZM166 39V40H164V39ZM207 38V39H206ZM260 38H261V40H260ZM1 39V38H0ZM156 39V40H155ZM169 39V40H168ZM172 39H177V40H175L176 41V45H175V49H177L176 48V46L179 48H182L181 47V45L183 46L184 44V46H183V48H185V46H186V44L187 43H190L189 45L192 47V45L194 46V47H192L193 48V50H192V48H189L188 49V47H187V49H188V51H187V49H185L187 52H188V54L186 55V51L184 50V49H182V52H178L179 50H174V51H172L173 49V45H174V43L175 42H173L174 40H172ZM210 41H209V40ZM214 39V40H213ZM223 40L222 42H218L219 43V45L222 43V45H220V47H219V45H218V43H217V40ZM247 39V40H246ZM260 41H259V40ZM14 40H16V41H14ZM171 40H172V42H173V44L172 43H170L171 42ZM180 42H179V41ZM193 40V41H192ZM200 42L201 41V43H202V41H203V43H204V45L206 46L205 47V49H203V48H201V46L202 47H204L202 44H199L198 42ZM208 40V41H207ZM242 40H243V42H242ZM259 41L260 42V44H259V42H256V41ZM263 40V41H262ZM165 41V42H164ZM189 41V42H188ZM192 41V42H191ZM207 41V42H206ZM214 41H216V42H214ZM253 41H254V43H253ZM9 42V43H8ZM117 42H119L120 43V46H118L116 43ZM122 42H124V43H122ZM129 42V43H128ZM179 42V43H178ZM187 42V43H186ZM209 42V43H208ZM228 43L229 44V46H228V44L226 45L225 43ZM239 43V45L237 46V44ZM249 43V44H247L246 45V43ZM252 42V43H251ZM262 42V43H261ZM172 44V45H170V44ZM217 43V45H215ZM242 43V44H241ZM243 43H245V45L243 46ZM29 45H30V43H28ZM33 44V45H34ZM167 44H169L172 48H169L170 46H168ZM223 44L225 45V46H223ZM234 44V46H232ZM101 45V46H100ZM165 45H167L168 46V50H167V46L165 47ZM189 45H187V46H189ZM196 45V46H195ZM198 45V46H197ZM199 45H201L200 47H199ZM210 45V46H209ZM212 45V46H211ZM251 45V46H250ZM254 45H256V46H254ZM258 45V46H257ZM16 46H18V47H16ZM43 46H47L48 47V49H49V51L48 52H45L44 51V48H43ZM121 46H123L125 49H128V51L127 50H125V49H123V47H121ZM189 46V47H190ZM226 46H228V47H226ZM233 48H232V47ZM248 46V47H247ZM250 46V47H249ZM102 47V48H101ZM159 47H164V48H159ZM197 47H199V48H197ZM210 47V48H209ZM218 47V48H217ZM222 47H224V49L222 48ZM235 47V48H234ZM244 47H245V49H244ZM251 47H254V48H251ZM261 47V48H260ZM10 48V49H9ZM195 48V49H194ZM202 49V52H198L197 50H199V49ZM223 49V52L224 51H227V52H225V53H227L228 55H230V57L227 55V54H225V53H220L221 52V49ZM231 48V49H230ZM238 48V49H237ZM240 48V49H239ZM241 48L243 49V52H242V50H241ZM256 48V49H255ZM263 48V49H262ZM6 49V50H5ZM18 49V50H17ZM120 49L121 50H125V51H127V53L126 52H123L124 53V55H125V53H126V55L128 54V53H131V55L133 56H131L132 58L130 59V55L128 54L127 56H126V58L125 57H122V56H124L123 55V53L120 51ZM161 49H163V50H161ZM170 49H172V50H170ZM201 49L199 50V51H201ZM216 49V50H215ZM227 49V50H226ZM230 49V50H229ZM5 50V51H4ZM12 50V52H10L9 53V51H11ZM17 50V51H16ZM118 50L122 53L121 55H120V53H118ZM132 50V52H129V51H131ZM164 50H166L165 52H164ZM184 50V51H183ZM213 50V51H212ZM247 52H245V51ZM253 50H254V52H253ZM24 51V52H23ZM170 51H171V53H170ZM181 51V50H180ZM215 51V52H214ZM232 51V52H231ZM237 51V52H236ZM252 51V52H251ZM34 52V53H35ZM184 52H185V54H184ZM196 52H197V54H196ZM204 52V53H203ZM210 52H212V53H209ZM240 52V53H239ZM251 52V53H250ZM102 53V54H101ZM110 53V54H109ZM163 53H165V54H163ZM172 53V55L173 56H175L174 54ZM177 53H175L176 54V56H178V57H180V55H177ZM202 54V55H200V54ZM217 53H218V55L220 54V57H219V59H218V56H217ZM253 53H256L257 54V57L259 58H257L256 57V54H253ZM0 54V55H1ZM36 54V53H35ZM107 55V57L109 56V58H107L106 56H104L103 57V55ZM119 54V55H118ZM169 54V55H168ZM208 55V56H206V55ZM216 54V55H215ZM231 54H233L234 56H232ZM238 56H237V55ZM243 54H244V56H246L247 57V60H246V57H244L243 56ZM118 55V56H117ZM186 55V56H185ZM197 55V56H196ZM199 55V56H198ZM204 55H205V58H204ZM210 55L212 56L213 55V57H211L212 59L210 60L208 57H210ZM253 55V57H251ZM4 56H6L5 54H4ZM69 56H72L73 58H74V60H73V62H71V61H69L68 59H67V57H69ZM79 56H80V59H79ZM153 56V57H152ZM171 56V55H170ZM169 56V57H170ZM185 56V57H184ZM192 56H194V60L196 61V60H198V62L196 61H194L193 60V58H191ZM195 56H196V58H195ZM203 57V59H204V61H205V63H206V70L209 72V73H207V75L205 74V76H201V75H203V74H201V73H199V75H198V72L197 71H199L200 69H197V68H199L198 66L201 64V65H204V64H202V63H204L203 62V60L201 59L202 57ZM224 57V59H223V61L222 60H220V59H222V57ZM226 56V57H225ZM236 56V57H235ZM259 56H261V57H259ZM152 57V58H151ZM177 57V58H178ZM197 57H199V59H197ZM201 57V58H200ZM233 57V58H232ZM235 57V58H234ZM250 57H251V59H250ZM158 58V59H157ZM181 58V57H180ZM211 61V63H210V61L208 60V59ZM215 58H217V59H215ZM255 58V59H254ZM262 58V59H261ZM8 59V58H7ZM6 59V57L4 58V61L5 62H7L9 59H10V57H9V59L7 60ZM205 59H207L208 60V62H207V60H205ZM225 59H227L226 61H225ZM258 59V60H257ZM261 59V60H260ZM77 60V61H76ZM191 60H193V61H191ZM202 62H201V61ZM231 60H233L231 63L233 64V63H235V64H233V65H235L236 66V68H235V66L234 67H232L233 65L230 63V61ZM0 61H1V59H0ZM80 62V66L77 68V67H75V65H74V62ZM227 62V63H229L230 65H231V67H232V69H234V71L233 70H231V68H230V65L229 64H224L223 62ZM237 61V62H236ZM239 61V62H238ZM248 61H250V62H248ZM259 62V61H261V62H259V63H256V62ZM94 62H97V65H94L95 63ZM190 62L191 63H193V64H190ZM244 62V63H243ZM94 63V64H93ZM152 63V64H151ZM197 63H199V65L197 64V66H195ZM221 63H223V65L225 66H222V64ZM239 63V64H238ZM243 63V64H242ZM249 64V65H246V64ZM12 64V62L10 63V65ZM99 64V65H98ZM148 66H150V67H148ZM210 64H211V66H210ZM238 64V65H237ZM253 64V65H252ZM257 64V65H256ZM94 65V66H93ZM209 65V66H208ZM221 65V66H220ZM240 65V66H239ZM243 66V70L241 71V68H242V66ZM252 65V66H251ZM95 66L97 67V66H101L102 67V72L104 71V75H105V79L104 80H106V83L105 84H107V82H108V84H107V86H106V88L104 89V91L105 92H103V93H105V94H103V100L101 101V105L99 106V107H103L101 110L102 111H99L98 113H95L94 114V108H97L96 107V103L95 102H97V101H99V99H98V97L96 96V94H95V91H94V94H93V89L95 88V81H96V77H95V72L94 73H92V70H95L96 68H95ZM247 68H246V67ZM249 66H251L250 67V69H249ZM255 66V67H254ZM261 66V67H260ZM263 66V67H262ZM12 67V66H11ZM92 67V68H91ZM98 67V69L100 70V68ZM125 67V68H124ZM194 67V68H193ZM208 67V68H207ZM212 69H211V68ZM226 68V70H225V72H223L222 70V68ZM253 67V68H252ZM258 67H260L259 68V70L257 69ZM10 68V67H9ZM43 69H41L40 68V70H43V72L45 73V75H47V77L49 78L50 77V73L51 72H53L54 73V71H56L55 69H50V68H46V67H42ZM188 68H190V67H188ZM252 68V69H251ZM255 68V69H254ZM144 69V70H143ZM237 69V70H236ZM240 69V70H239ZM6 70V69H5ZM4 70V72H7V70L5 71ZM190 70H191V68H190ZM197 70V71H196ZM247 71V73H246V71ZM251 70V71H250ZM258 70V71H257ZM196 71V76H195V74H194V72ZM214 71V72H213ZM228 71V72H227ZM229 71H231V72H229ZM243 71H245V72H243ZM256 72L257 71V73H255V74H258L257 75V77H256V75L254 76L253 74H254V72ZM132 72V73H131ZM200 72V71H199ZM206 72V71H205ZM223 72V73H222ZM227 72V73H226ZM238 72V73H237ZM240 72L242 73H244V74H246V76L247 75H250V73H251V75H252V77H251V79L254 77V78H256V80L254 79V80H250V77L249 76H247V79H248V77H249V79L248 80H245L246 78V76L244 77H242V74H241V77L240 78H245L244 80L243 79H240L239 78V76L240 75H236V74H240ZM250 72V73H249ZM146 73V74H145ZM191 73V74H190ZM193 73V74H192ZM211 73V74H210ZM235 73V74H234ZM253 73V74H252ZM260 73V74H259ZM189 74L191 75V76H189ZM217 74V75H216ZM224 74H226V78L224 77V76H222V75H224ZM230 74V75H229ZM243 74V75H244ZM94 75V76H93ZM211 75V76H210ZM237 76L238 77V81L237 80H235L234 79V76ZM260 75H263V76H261V77H259ZM109 76V77H108ZM216 76H217V78H219V79H221V76H222V79L220 80V81H222L223 83H221L220 81H219V79H217L216 78ZM230 76V79L228 80V77ZM232 76V77H231ZM95 77V78H94ZM119 77V78H118ZM188 77H192L191 79L189 78V80H188ZM207 79H209V80H207L206 81V78ZM210 77V78H209ZM236 77V78H237ZM196 78V79H195ZM224 78L226 79V81L224 82ZM16 79H18L17 77H16ZM116 79H118V80H116ZM193 79V80H192ZM195 79V80H194ZM260 81H259V80ZM142 80V81H141ZM216 80V81H215ZM241 80V81H240ZM258 80V81H257ZM73 81H77V82H73ZM118 81H120V82H118ZM200 81V82H199ZM215 81V82H214ZM217 81H219V82H217ZM240 81V82H239ZM242 81H244V83L242 82ZM245 81H246V83H245ZM247 81H252V83L251 82H247ZM253 81H256V82H253ZM134 82V83H133ZM185 82V81H184ZM193 82V83H192ZM203 82V83H202ZM212 82V83H211ZM228 82V86H227V88L229 87V85L232 87L233 85H235L236 83H237V85L239 84V83H242V84H239L240 86H235V88H234V86L232 87L233 88V90H232V88L231 87H229L228 89L225 87V85L224 84H226ZM231 82V83H230ZM77 83V84H76ZM131 83V84H130ZM200 83H202V84H200ZM220 85H222V86H220ZM248 83V86L246 85ZM54 84V85H55ZM66 84H68V86L67 87H65V85ZM125 84V85H124ZM188 84V85H187ZM205 84V85H204ZM212 86V88H211V86ZM243 84H245V85H243ZM253 84V85H252ZM256 84V85H255ZM53 85V86H54ZM78 85V86H77ZM84 86V87H82L81 88V86ZM120 85V86H119ZM123 85V86H122ZM174 85H175V82H174ZM173 85V86H174ZM197 85H198V88H196L197 87ZM203 85V86H202ZM218 87H217V86ZM223 85H224V87L227 89H225L224 87H223ZM56 86V85H55ZM117 86V87H116ZM119 86V87H118ZM138 86V87H137ZM191 86V87H190ZM200 86V87H199ZM205 86V87H204ZM215 86V87H214ZM251 86V87H250ZM254 86V87H253ZM79 87V88H78ZM178 86H176L175 88H177ZM209 87V88H208ZM221 87V88H220ZM237 87V88H236ZM245 87H247V88H245ZM145 90H144V89ZM148 88H151V90L152 91H150V90H147ZM174 88V89H175ZM191 88L193 89L192 91H190L191 90ZM200 88H201V90H200ZM203 88V89H202ZM204 88H206V89H204ZM208 88V89H207ZM212 90H211V89ZM217 88V89H216ZM244 88V89H243ZM250 88V89H249ZM252 88L254 89V91H252ZM256 88V89H255ZM82 89V90H81ZM109 89V90H108ZM136 89H137V91L139 92H137L136 91ZM142 91H141V90ZM223 89H225V90H223ZM243 89V90H242ZM246 89V90H245ZM249 89V91H247ZM84 90V91H83ZM132 90H134L133 92H132ZM175 90V91H176ZM232 90V91H231ZM244 90H245V92H244ZM258 90V91H257ZM261 90V91H260ZM148 91H150V92H148ZM200 91V92H199ZM210 91V92H209ZM218 91V92H217ZM261 93H260V92ZM84 92V93H83ZM91 92V93H90ZM132 92V94H131V96L129 95L130 93ZM134 92H136V95H135V93ZM141 92V93H140ZM179 92V93H178ZM220 92V93H219ZM226 92V93H225ZM235 93L234 95L235 96H233V93ZM252 92V94H250ZM263 92V93H262ZM202 93V94H201ZM205 95H204V94ZM217 93V94H216ZM222 93V94H221ZM224 93V94H223ZM229 93V94H228ZM231 93H232V95H231ZM253 93H255L256 95H258V94H261V96H260V100L262 101H260V103L257 105V106H255L256 108L259 106V105H261L262 106V108H261V106H259V108H258V111L257 112H255V114L257 113H259L261 116H263L260 120H262V122L260 123V124H256V126H257V128L256 127H254L255 125H253V124H251V126H247V124L246 123H242V121H241V118L243 117V119L244 118H246V117H248L251 113H250V109L248 110V108H249V105L250 104H255V102H254V95H253ZM94 95V98L93 99H89L88 100V98H87V95ZM108 94V97L106 98V95ZM138 94H139V98H140V101H142L143 100V102H140L139 101V99H138V101L137 100H135L136 98H138ZM151 94H152V96H151ZM213 94V95H212ZM228 94V95H227ZM236 94H240V96H237ZM253 95V96H251V97H248V96H250V95ZM112 95V96H111ZM134 95L136 96V98H133L134 97ZM150 95V96H149ZM203 95V96H202ZM214 95H215V98H214ZM219 95V96H218ZM221 95V96H220ZM230 95V96H229ZM114 96V97H113ZM133 96V97H132ZM195 96V97H194ZM205 96V97H204ZM245 96H247V98H248V100H247V98L245 99ZM141 97H142V99H141ZM146 97V98H145ZM223 97V98H222ZM239 97V98H238ZM241 97V98H240ZM242 97H244V98H242ZM130 98V99H129ZM213 98H214V100H213ZM221 98H222V100H221ZM225 98V99H224ZM235 98V99H234ZM249 98H252V102L249 104H247L246 102H250V100H249ZM96 101H95V100ZM98 99V100H97ZM147 99V100H146ZM200 99H202V100H200ZM225 101H227L226 102V104L227 103H229V104H227V106H225L226 104H224L223 103V101L224 100ZM242 99H245L244 101L242 100ZM146 102H145V101ZM150 100H152V102L150 101ZM212 100V101H211ZM217 100V101H216ZM240 100V101H239ZM149 101V102H148ZM199 101V102H198ZM202 101H204V102H202ZM224 101V102H225ZM231 101H233V102H231ZM246 101V102H245ZM138 102L141 104V105H143V106H141L140 107V104H138ZM198 102V103H197ZM241 102H243V103H241ZM204 103V104H203ZM205 103L207 104V105H205ZM214 104V105H211V108H210V106L209 107H207L208 105H210V104ZM221 103H223L222 105H220ZM94 104H96V105H94ZM103 104V105H102ZM132 104H134L135 105V108H134V105H132ZM174 104V105H173ZM196 104V105H195ZM218 104V105H217ZM65 105H67V104H64L63 105V107H62V110L65 112L66 110H64L65 108H68V105H67V107H65L64 108V106ZM130 107H129V106ZM149 105H150V107H149ZM154 105V106H153ZM176 105V106H175ZM199 105L203 108V110H201L202 108L201 107H199ZM205 105V106H204ZM226 107H224V106ZM229 105V106H228ZM237 105V106H236ZM240 105V106H239ZM91 106V107H90ZM153 106V107H152ZM175 106V107H174ZM196 106V107H195ZM198 106V107H197ZM216 106H218V107H216ZM223 108H222V107ZM230 106H233V107H230ZM173 107V108H172ZM204 107H205V109H206V111H208L209 112V110H208V108H210V109H212L210 112H209V115L207 116L206 114H208V112H205L204 111ZM207 107V108H206ZM213 107L215 108L214 109V111H213ZM220 107V108H219ZM228 107V108H227ZM89 108V109H88ZM151 108V109H150ZM187 108V109H186ZM198 108H200V110L201 111H199V109ZM216 108H218V109H216ZM222 108V109H221ZM225 108V109H224ZM256 108H255V110H256ZM83 109V110H82ZM85 109H87V110H85ZM92 109V110H91ZM104 109V110H103ZM198 109V110H197ZM235 110V111H233V110ZM85 110V111H84ZM91 110V111H90ZM136 110V111H135ZM154 110V109H153ZM216 110V111H215ZM220 110V111H219ZM247 110H248V112H247ZM88 111H90L91 112V114L90 113H88ZM105 111H107V112H105ZM203 111V115H201L202 113H200V112H202ZM262 111V113H260ZM60 112L62 113V111L60 110ZM83 112V113H82ZM86 112V113H85ZM102 112V113H101ZM105 112V113H104ZM179 112V113H178ZM183 112V113H182ZM184 112H186L187 113V115L186 114H184ZM199 114H198V113ZM217 112V113H216ZM222 112V113H221ZM227 114H226V113ZM230 112V113H229ZM231 112H232V114H231ZM88 113V114H87ZM94 115H93V114ZM173 113H174V111H173ZM178 113V114H177ZM181 113V114H180ZM206 113V114H205ZM221 113V114H220ZM233 113H234V115H233ZM85 114H87V115H85ZM183 114V115H182ZM210 114H211V116H210ZM239 115V117H238V115ZM246 114H247V116H246ZM258 114V115H259ZM90 115V116H89ZM97 115V116H96ZM98 115H101L102 116V120H104V121H101L100 123L98 122V121H95L96 123H98V124H96L95 122H93L95 119H97V118H94V117H98ZM180 115V116H179ZM184 115H186L185 117H184ZM206 117H205V116ZM214 115V116H213ZM259 115V116H260ZM84 116V117H83ZM87 116V117H86ZM188 116V117H187ZM198 117V120L197 121H199L200 120V118L202 117V116H204V117H202L201 118V122L199 121V123L201 124L202 122V124H203V126H202V124L200 125L199 123L197 124L198 125V127L199 128H197V125H196V123H195V121H196V119H197V117ZM242 116V117H241ZM90 117H92V118H90ZM183 117V119L184 118H186V119H188V122L186 121V119L185 120H183L182 121V118ZM191 117V118H190ZM218 117H219V119H218ZM99 118V117H98ZM190 118V119H189ZM194 118H196V119H194ZM86 119V120H85ZM88 119V120H87ZM92 121H91V120ZM178 119H180V121H178ZM204 119V120H203ZM99 120V119H98ZM192 120H194V121H192ZM82 121V122H81ZM91 123H90V122ZM182 121V122H181ZM187 123H186V122ZM217 121V122H216ZM63 124H64V122L65 123H67L66 121H61ZM60 122V123H61ZM74 122V123H73ZM93 122V123H92ZM103 122V123H102ZM194 122V123H193ZM177 123V124H176ZM184 123H186V124H188V125H186V124H184ZM189 123H193V124H189ZM104 124V125H103ZM140 124H143V126L141 127V126H139ZM95 125H96V127H95ZM97 125H100V126H97ZM193 127H192V126ZM200 125V126H199ZM217 125V126H218ZM117 126H118V124H117ZM191 126V127H190ZM205 126V127H204ZM239 126V127H238ZM260 126V127H259ZM103 127V128H102ZM146 128L147 130V134H145L146 133V131H145V129L144 128ZM194 127H195V129H194ZM255 129H254V128ZM75 128V129H74ZM80 128H82L81 130H80ZM101 128V129H100ZM116 128V127H115ZM142 128V129H141ZM187 128V129H186ZM194 130H193V129ZM196 128H197V130L199 131H197L196 130ZM201 128H203V129H201ZM100 129V130H99ZM104 130V131H101V130ZM143 129H144V131H145V133H144V131H143ZM192 129V130H191ZM205 129V130H204ZM217 129V130H216ZM110 130V129H109ZM180 130V131H181ZM196 130V131H195ZM201 130V131H200ZM203 130V131H202ZM214 130V129H213ZM86 131V133H87V136L89 135V133ZM216 131H218L217 132V134H213V133H216ZM221 131L223 132V133H227V135H228V137L225 135V137L227 138V140H229L228 142L226 141V138H224V140H222L223 138V133H221ZM228 131V132H227ZM236 131H238V130H236ZM243 131V132H242ZM96 132V133H95ZM104 132V133H103ZM181 132H183L184 133V131H181ZM180 132V134L179 135H181L182 133ZM220 132V134H218ZM204 133H205V135H204ZM75 134H77V133H75ZM196 134V135H195ZM212 134V135H211ZM250 134V135H251ZM255 134V133H254ZM198 135V136H197ZM213 135H216V139L214 140V138H215V136H213ZM253 135V134H252ZM98 136V138H100V140L99 139H97L96 137ZM100 136V137H99ZM182 136V135H181ZM195 136V137H194ZM197 136V137H196ZM202 136V137H201ZM203 136H205V137H203ZM207 136V137H206ZM145 137V138H146ZM186 137V144L189 142V141H191V142H189V144H191L192 145V149H197L196 151H198L196 154H198V156H200V155H202L203 156V154H204V156H205V152L203 153V154H201L202 152H200L199 151V146L198 147H196V144H197V142H201V140L199 141L198 140V138L197 139H192L191 140V138H187ZM214 137V138H213ZM144 138V139H145ZM142 139H143V137H142ZM143 139V140H144ZM211 139V140H210ZM221 139V140H220ZM127 140L128 139H126V141H125V144H128L129 142H131V141H129V142H127ZM142 140V141H143ZM188 140V141H187ZM194 140V141H193ZM198 140V141H197ZM251 140V141H250ZM195 141H197V142H195ZM216 141V142H215ZM225 141V142H224ZM92 142H94V143H92ZM176 143H177V141H175ZM175 142H173V143H175ZM180 142H183V141H180ZM180 142H178L179 143V145H178V143L177 144H175V146H174V144L173 143H171V148H175V150H177L179 153V156L180 155H182L181 153H183V156L182 157H185V156H188L189 154H191V152L189 153V151L188 150H186L187 148H185V150H184V148H183V146L184 145H182V143H180ZM194 142H195V144H194ZM84 143V145H87V144H85ZM164 143H166V142H164ZM193 143V144H192ZM198 143V144H199ZM207 143H205V144H207ZM184 144V143H183ZM201 143H200V148H202L203 147V145H202ZM219 144V143H218ZM178 147H177V146ZM195 145V146H194ZM202 145V146H201ZM234 146H236V143H235V145ZM177 147V148H176ZM251 148H253V149H251ZM180 149H183V150H180ZM84 150H85V147H84V149H82V151L84 152ZM89 150L91 151L92 150V148H89ZM88 150V153H90V151ZM180 150V151H179ZM247 150H245V151H247ZM252 150V151H251ZM264 150V149H263ZM82 151H81V153H82ZM182 151V152H181ZM181 152V153H180ZM186 152V153H185ZM200 152V153H199ZM89 155V154H88ZM88 155H85V159H86V161H88V162H93V160H91V159H93V156L92 155H90V156H88ZM87 156V157H86ZM201 156V157H202ZM211 154L210 155H208V156H206L205 158H204V160L205 159H211ZM90 157H92V158H90ZM181 157V156H180ZM210 157V158H209ZM88 159V160H87ZM90 160V161H89ZM94 165H96V163L94 164ZM221 166H218V168H220ZM195 168L193 167V170H192V172L193 173H195L197 170V172H196V174H200L201 175V171L199 172V169H195ZM93 170V169H92ZM81 171V169H79L78 168V172H80ZM195 171V172H194ZM200 175H198V176H200ZM88 176H86V178H84L83 179V176L81 177V179L80 180H85V179H87L88 180ZM66 179V181H67V177L65 178ZM90 179H92V178H90ZM89 179V183L88 184H84V183H87V180H85V181H83V182H81L80 184H79V186L77 187V192L78 193H74V194H72L71 195V197H68V192L67 193H65V198L66 199H64V196L63 195H61V197H63V200H61L62 198L61 197H59L58 199L59 200H61V203L60 204H57V207H56V210L55 211H53L52 213H50V215L49 216H47V219H49L48 220V223L46 224V223H40L39 225H37V227L35 228V229H37V232H35V236H37L36 234H38V236H39V234H40V236H43V235H45L46 233H48V232H50L51 230H53L52 228H55V227H57L58 225L56 224V223H53V222H51V221H53V217H55V218H57V217H59L60 215H63V214H65V213H70V210L72 209V211L73 212H75V218L73 217V221L76 223V225L78 224V226H80V228L81 229H83L84 227L83 226H85V231L84 230H82L83 232V235H84V237H83V239L84 240H81L80 242L82 243L83 242V245H84V243L86 244V246L87 247H90V248H94L95 249V251L96 250H99V247H101L102 245H103V243H104V241H103V239H102V237H103V234H101V231L102 230H104V231H106V225H104V227H105V229H102V228H104L103 226H100V227H96V230H95V228H94V226L92 227L91 226V224L89 225L88 224V222H87V220H89L88 219V217L90 216V211L91 210H93V208H94V210L96 211V212H99L98 210L100 209L98 206H96V205H98V204H100V206H101V202H100V197L99 198H96V201H94L93 203L91 202L90 204L88 203L87 204V200H86V198L84 197L85 195H84V193L87 191V190H89V189H92L94 186H96L97 185V182L95 183V181H92V180H90ZM92 181V182H91ZM67 184V183H66ZM65 184V185H66ZM61 185H64L63 184V182L61 183ZM90 185V187L86 190V189H83V188H85L86 186H89ZM195 185V184H194ZM193 185V183H192V186H190V187H193L194 189H192V188H188V189H192V193H194L195 195H196V197H197V199H199V200H201V199H203V197H204V189H197L195 186ZM82 190V192H80ZM83 191H85L84 193H83ZM203 192V193H202ZM16 193H18V191L17 190H15V192H13V194L12 195H16ZM187 193V194H186ZM185 193V196H184V202L185 203H187V204H189L191 207H193L194 205H196V203L194 202L193 204H192V201H193V199L195 200L196 199V197H195V195L193 194V196L191 195V194H189L190 192H189V190H187V192ZM198 193V194H197ZM202 193V194H201ZM9 193H7V194H5V195H8ZM79 194V196H77V195ZM189 194V195H188ZM60 195H58V196H60ZM76 195V196H75ZM2 196V195H1ZM17 196H18V194L14 197V198H16V199H14L15 200V202H14V200H13V202H14V204H13V202L11 201V205L13 206H15V207H17V205H19L18 207H17V209L18 210H20V211H23V212H25L26 211V209L27 208H25V205L24 204H22L20 201H18L17 200ZM188 196V197H187ZM68 197V198H67ZM192 197V198H191ZM193 197H195V198H193ZM199 197V198H198ZM211 197V196H210ZM210 197H208L209 199H210ZM61 198V199H60ZM79 198V199H78ZM83 198H85V199H83ZM191 198V199H190ZM6 199V198H5ZM5 199H3L4 201H5V203H7L6 202V200ZM57 199V200H58ZM196 199V200H197ZM213 199V200H212ZM210 201L211 202H214L215 200H214V198H212ZM59 200H58V203H59ZM16 201H18V202H16ZM22 204V206H21V204ZM19 203V204H18ZM215 203V202H214ZM62 204V205H61ZM158 204V203H157ZM211 204H213V203H211ZM161 204H158V205H156V206H153V209L152 210H154L153 212V215H156V214H158V213H160L161 211H165L166 212V215L168 214H170L169 216L171 217L172 216V218L174 217L175 218V216L177 217V215L178 216H181L182 215V213L180 212V214L181 215H179V209L180 210H182V207L180 206V205H174V206H172V209H173V211L172 210H170L169 211V209L167 210V209H164V207H163V205L162 206H160ZM13 206V207H14ZM177 208H176V207ZM180 206V207H179ZM98 208V209H95V208ZM2 208V207H1ZM158 208V209H157ZM156 209H157V211H156ZM176 210V211H175ZM172 211V212H171ZM72 212V213H73ZM164 212V213H165ZM177 214H175V213ZM53 213H55V214H53ZM174 213V214H173ZM74 214V213H73ZM173 215H175V216H173ZM98 216H100V217H97V218H99L98 220L100 221V222H98V225L102 222V225L103 224H106L105 223V221H104V218L103 217H101V215H98ZM90 218V217H89ZM103 218V219H102ZM91 219V221H92V218H90ZM90 220H89V222H91ZM35 223H37L38 222V219H36L35 221H34ZM33 222V223H34ZM104 222V223H103ZM80 223H81V225H80ZM126 223H129V221H127ZM52 224V225H51ZM83 225V226H82ZM88 225V226H87ZM97 225V226H98ZM101 225V224H100ZM82 226V227H81ZM90 226V227H89ZM89 227V228H88ZM123 227V226H122ZM2 228V229H1ZM4 227L2 226V227H0V233H3L4 232V230L5 229H3ZM88 229V230H87ZM94 229V230H93ZM89 230H91V233H89L88 234V232H90ZM100 230V231H99ZM88 231V232H87ZM92 231H93V233H92ZM86 232V233H85ZM117 232H120L119 230L117 231ZM123 232V231H122ZM123 233H125V232H123ZM88 235V236H87ZM89 236H91V237H89ZM29 238H32V236L31 235H29L28 236ZM27 237V238H28ZM93 237V238H92ZM91 244V245H90ZM177 247V246H176ZM176 247H171V246H169V248H171V250H174ZM118 247H116V249H117ZM174 248V249H173ZM154 249V251H155V254H158V252H157V249L154 247L153 248ZM177 249H179L178 247H177ZM177 249H175L176 250V252H175V250L173 251L174 253H178V254H175L176 256L177 255H179V257H182L183 256V254L182 253H179L178 251H180V250H178L177 251ZM102 254H103V252H101ZM114 253V252H113ZM113 253L112 254H106V255H103L102 257H101V255L102 254H97L96 255V258L98 257V260L100 259V260H106V264H114V263H116V259L114 258V257H116L117 258V256H114L113 255ZM89 254V253H88ZM86 255V254H85ZM79 257V254H76L74 257L77 259L76 260V262H77V264H85L86 263V261L84 260V256H82L81 258H77V257ZM111 257H112V259H111ZM92 259H93V257H92ZM110 259V260H109ZM85 262H84V261ZM96 260V259H95ZM109 260V262L107 263V261ZM113 260H115V262L113 261ZM114 262V263H112V262Z\"/></svg>",
  "mask_w": 264,
  "mask_h": 264
}]
</instances>
